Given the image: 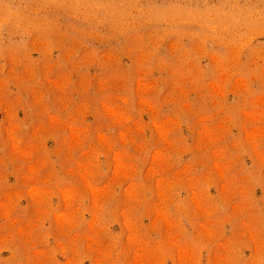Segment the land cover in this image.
Returning a JSON list of instances; mask_svg holds the SVG:
<instances>
[{
	"label": "rangeland",
	"instance_id": "obj_1",
	"mask_svg": "<svg viewBox=\"0 0 264 264\" xmlns=\"http://www.w3.org/2000/svg\"><path fill=\"white\" fill-rule=\"evenodd\" d=\"M0 264H264V0H0Z\"/></svg>",
	"mask_w": 264,
	"mask_h": 264
}]
</instances>
